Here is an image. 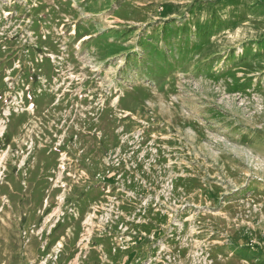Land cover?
I'll return each mask as SVG.
<instances>
[{"label": "rangeland", "instance_id": "1", "mask_svg": "<svg viewBox=\"0 0 264 264\" xmlns=\"http://www.w3.org/2000/svg\"><path fill=\"white\" fill-rule=\"evenodd\" d=\"M0 264H264V0H0Z\"/></svg>", "mask_w": 264, "mask_h": 264}]
</instances>
